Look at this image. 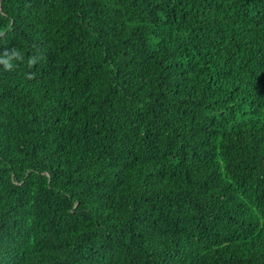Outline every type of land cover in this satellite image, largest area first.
Wrapping results in <instances>:
<instances>
[{"label":"trees","instance_id":"1","mask_svg":"<svg viewBox=\"0 0 264 264\" xmlns=\"http://www.w3.org/2000/svg\"><path fill=\"white\" fill-rule=\"evenodd\" d=\"M0 264H264V0H0Z\"/></svg>","mask_w":264,"mask_h":264}]
</instances>
